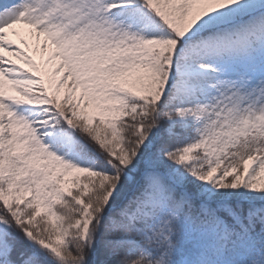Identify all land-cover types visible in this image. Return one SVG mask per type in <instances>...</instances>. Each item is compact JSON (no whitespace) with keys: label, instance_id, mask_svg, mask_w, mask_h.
Masks as SVG:
<instances>
[{"label":"snow or ice","instance_id":"1","mask_svg":"<svg viewBox=\"0 0 264 264\" xmlns=\"http://www.w3.org/2000/svg\"><path fill=\"white\" fill-rule=\"evenodd\" d=\"M0 264H264V0H0Z\"/></svg>","mask_w":264,"mask_h":264}]
</instances>
